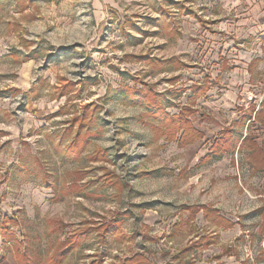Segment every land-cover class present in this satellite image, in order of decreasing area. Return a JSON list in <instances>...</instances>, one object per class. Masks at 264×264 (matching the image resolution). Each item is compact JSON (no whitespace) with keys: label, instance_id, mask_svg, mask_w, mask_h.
<instances>
[{"label":"rangeland","instance_id":"rangeland-1","mask_svg":"<svg viewBox=\"0 0 264 264\" xmlns=\"http://www.w3.org/2000/svg\"><path fill=\"white\" fill-rule=\"evenodd\" d=\"M262 109L264 0H0V264H264Z\"/></svg>","mask_w":264,"mask_h":264},{"label":"trees","instance_id":"trees-1","mask_svg":"<svg viewBox=\"0 0 264 264\" xmlns=\"http://www.w3.org/2000/svg\"><path fill=\"white\" fill-rule=\"evenodd\" d=\"M201 22L203 24H207L208 23V22H205V21H201ZM197 95L198 96H201V95H205V93H203L201 90L198 89V92L195 91V93H194L193 96L198 97ZM255 109H256V107H254V105H252L251 112H253ZM251 112L249 113L248 116L246 115L247 112L245 113V116L249 120H253V114ZM261 113H257L256 114V118H254V119L257 120V115L258 114L261 115ZM180 123H181V121H180ZM184 126H185L184 127V132H183L182 123L178 127V130L179 129L182 130V136H181V142H180L181 145H183V144H185V145L186 144H189L193 139L202 138V135L200 133H198L196 130H194V128H193L192 125H190L188 123V124H186ZM235 134H238V133L237 132H234V128H233V126H231V127H229V129H226V133H224L222 135V137H221L222 140H224V141L226 140V143L229 144V152L230 153H234L235 152L234 150L238 147V144L243 140V137H244L243 135L242 136H238L237 135V139H236L237 141L234 142L235 139L233 137H234ZM248 140H250V139L248 137H246L243 140L242 145H243V143H246ZM251 144H252L253 148H252V154L250 155V160L254 164V170H255V172L264 171V145L260 146L258 143L254 142L253 140H251ZM216 152H217V148H216L215 153ZM219 156L222 158V155L219 154ZM85 232H82V233L81 232L74 233L73 234L74 237L72 238V240L76 241V239H78V238L80 240V237L81 236H84L85 235Z\"/></svg>","mask_w":264,"mask_h":264},{"label":"crops","instance_id":"crops-1","mask_svg":"<svg viewBox=\"0 0 264 264\" xmlns=\"http://www.w3.org/2000/svg\"><path fill=\"white\" fill-rule=\"evenodd\" d=\"M250 73V75L253 77V74H254V72H253V69H251V71L249 72ZM254 105V104H253ZM261 112H264V109H262V111H258L257 113H261ZM255 120V119H254ZM251 122V121H250ZM247 136H244L243 137V140L246 138Z\"/></svg>","mask_w":264,"mask_h":264}]
</instances>
